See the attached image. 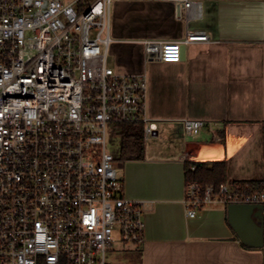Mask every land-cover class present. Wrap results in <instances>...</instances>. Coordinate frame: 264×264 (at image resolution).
Segmentation results:
<instances>
[{
	"label": "built area",
	"instance_id": "built-area-1",
	"mask_svg": "<svg viewBox=\"0 0 264 264\" xmlns=\"http://www.w3.org/2000/svg\"><path fill=\"white\" fill-rule=\"evenodd\" d=\"M119 0H0V264H108L114 234L144 237V201L129 197L110 138L118 123L147 117V80L108 64ZM173 2L188 23L180 40L146 39L147 59L178 61L208 42L191 29L198 0ZM203 119L184 127L198 134ZM189 217L207 205L264 203V188L190 181Z\"/></svg>",
	"mask_w": 264,
	"mask_h": 264
},
{
	"label": "crops",
	"instance_id": "crops-1",
	"mask_svg": "<svg viewBox=\"0 0 264 264\" xmlns=\"http://www.w3.org/2000/svg\"><path fill=\"white\" fill-rule=\"evenodd\" d=\"M198 1L201 17L189 27L205 31L210 41L185 45L178 61L147 59L144 45L185 37L188 23L173 2L119 0L113 6V68L145 76L146 113L156 126L143 159L117 162L126 194L144 201V237L132 260L264 264V241L258 248L244 244L229 206L210 204L191 218L184 202L187 161H226V182L264 186V0ZM187 118L205 121L198 134L186 132ZM262 224L264 240V210Z\"/></svg>",
	"mask_w": 264,
	"mask_h": 264
},
{
	"label": "trees",
	"instance_id": "trees-1",
	"mask_svg": "<svg viewBox=\"0 0 264 264\" xmlns=\"http://www.w3.org/2000/svg\"><path fill=\"white\" fill-rule=\"evenodd\" d=\"M114 135L119 137V145L114 150L115 159L118 163L122 164L129 160H140L145 157L146 141L141 123H118ZM185 176L187 182L199 181L213 184L226 182V161H187L185 163ZM238 182L250 184L253 189L264 187L261 181Z\"/></svg>",
	"mask_w": 264,
	"mask_h": 264
},
{
	"label": "water",
	"instance_id": "water-1",
	"mask_svg": "<svg viewBox=\"0 0 264 264\" xmlns=\"http://www.w3.org/2000/svg\"><path fill=\"white\" fill-rule=\"evenodd\" d=\"M186 47H181V57ZM263 210L264 203H237L229 205V219L241 241L250 247L263 246ZM257 213V223L253 221V213ZM259 222V223H258Z\"/></svg>",
	"mask_w": 264,
	"mask_h": 264
},
{
	"label": "rangeland",
	"instance_id": "rangeland-1",
	"mask_svg": "<svg viewBox=\"0 0 264 264\" xmlns=\"http://www.w3.org/2000/svg\"><path fill=\"white\" fill-rule=\"evenodd\" d=\"M115 4V3H114ZM108 64L111 67H114V60L111 55L108 57ZM114 128L116 130V127H113L110 125V129ZM119 145V137L116 135H112L110 138L109 146L112 151H114ZM149 145V142H146V147ZM118 175L120 176L121 173V165H117ZM115 242L110 245L107 249V261L108 264H136L135 260L133 261L132 254L136 253V250L138 249V245L136 243L132 242H124L119 238V235L117 232L114 234Z\"/></svg>",
	"mask_w": 264,
	"mask_h": 264
}]
</instances>
